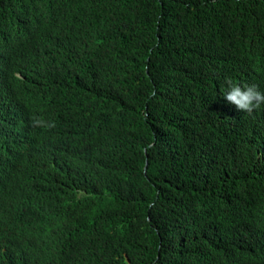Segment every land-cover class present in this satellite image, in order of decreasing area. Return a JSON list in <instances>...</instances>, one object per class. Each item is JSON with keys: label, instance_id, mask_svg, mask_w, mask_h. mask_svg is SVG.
Segmentation results:
<instances>
[{"label": "trees", "instance_id": "16d2710c", "mask_svg": "<svg viewBox=\"0 0 264 264\" xmlns=\"http://www.w3.org/2000/svg\"><path fill=\"white\" fill-rule=\"evenodd\" d=\"M225 78L264 91V0H0L12 243L80 264H264V106L235 108Z\"/></svg>", "mask_w": 264, "mask_h": 264}, {"label": "clouds", "instance_id": "9594fccd", "mask_svg": "<svg viewBox=\"0 0 264 264\" xmlns=\"http://www.w3.org/2000/svg\"><path fill=\"white\" fill-rule=\"evenodd\" d=\"M221 95L227 102L244 113H251L264 106V91L260 90L255 84H242L225 78ZM32 124L46 129L54 127L53 121L45 120L39 116L32 118ZM19 183L24 186L28 195L39 194L35 180L32 177H24L20 179ZM13 205V197H9L7 200L0 197V259L2 255L10 254L15 264H54L52 254L47 251V248L50 247L51 250L57 252L58 263L80 264L72 261L58 245L46 243L32 235H20L16 243L13 244L12 239L8 236L17 234L11 228Z\"/></svg>", "mask_w": 264, "mask_h": 264}, {"label": "bare ground", "instance_id": "6f19581e", "mask_svg": "<svg viewBox=\"0 0 264 264\" xmlns=\"http://www.w3.org/2000/svg\"><path fill=\"white\" fill-rule=\"evenodd\" d=\"M38 250H39V248H38Z\"/></svg>", "mask_w": 264, "mask_h": 264}]
</instances>
